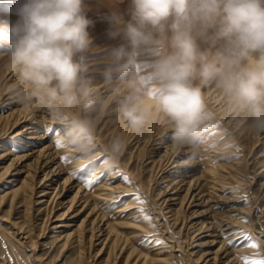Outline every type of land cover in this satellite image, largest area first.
Listing matches in <instances>:
<instances>
[{
  "label": "clouds",
  "instance_id": "1",
  "mask_svg": "<svg viewBox=\"0 0 264 264\" xmlns=\"http://www.w3.org/2000/svg\"><path fill=\"white\" fill-rule=\"evenodd\" d=\"M131 5V20L123 24L130 51L114 49L113 66L103 73L107 84L114 79L126 84L117 119L138 134L157 118L167 121L175 144L196 152L216 118L202 90L215 81L232 119L264 133V0H131ZM19 14L22 24L0 26V42L11 48L0 60L26 86L23 98H37L66 124L64 142L91 152L100 117L74 111L82 101L92 105L99 92L85 76V57L76 59L92 44L83 0H27ZM199 41L209 47L201 50ZM142 53L155 59L147 75H135ZM122 92L118 87L113 96ZM122 148L119 139L111 145L113 153Z\"/></svg>",
  "mask_w": 264,
  "mask_h": 264
},
{
  "label": "bare ground",
  "instance_id": "2",
  "mask_svg": "<svg viewBox=\"0 0 264 264\" xmlns=\"http://www.w3.org/2000/svg\"><path fill=\"white\" fill-rule=\"evenodd\" d=\"M2 79L0 96L5 99L6 105L13 108L0 114V139L17 142L20 148L15 151L7 146L0 153V174L7 178L6 190L0 195V207H19L22 220L11 232L0 227V234L20 245L31 242L33 228L28 227L27 222L37 212L42 213L40 227L54 229L51 237L57 248L75 250L79 259L73 264H83L87 247L96 240L101 246L96 255L106 254L105 261L112 257L121 264H172L171 258L157 254L161 251L150 254L135 246L151 228L136 220L137 212L128 208L130 206L116 207L129 190L124 180L117 182L118 170L104 177L112 166L111 163L98 165L104 150L90 157L81 156L84 151L64 142L65 131L47 140L49 129L64 130L66 124L59 117H54L37 98L25 101L23 94L26 86L18 77L15 78V72L10 68H4ZM10 80L13 82L9 84ZM100 95L99 88L95 102L84 107H89L91 112L96 110L99 103L96 99L101 98ZM101 111L103 116L112 115L104 109ZM228 118L231 122L232 117ZM145 132L138 136H143ZM96 136L94 134L93 138L99 141ZM57 139L63 141L60 148L56 146ZM215 141L214 138L203 140L196 152L188 149L186 154L201 157L189 162L176 160L181 154L178 151L170 156L174 144L161 141L156 142L158 145L153 148L158 156L156 161L166 162L160 171L167 173L165 177L170 183L159 193L164 210L157 214L167 215L170 222L180 223L179 233L192 230L185 238L189 242L188 248L168 240L175 251L181 252L186 264H243L238 256L242 247H238L248 246L251 239H255L257 252L264 254V231L257 230L255 226L254 208L249 204L238 207V197L228 194V189L233 186L223 178L231 174L226 166L216 163L218 148L214 147ZM93 145H100V142ZM204 156L208 158L203 160ZM63 157L70 159L65 162ZM203 161L207 164L201 168L202 172L199 175L193 173L192 167L200 169ZM81 170L90 172L97 181L92 188H86L77 176L72 175L81 174ZM197 237L205 239L200 244L210 245L211 248L196 253L193 247L200 245L194 242ZM236 242V247L232 246Z\"/></svg>",
  "mask_w": 264,
  "mask_h": 264
},
{
  "label": "rangeland",
  "instance_id": "3",
  "mask_svg": "<svg viewBox=\"0 0 264 264\" xmlns=\"http://www.w3.org/2000/svg\"><path fill=\"white\" fill-rule=\"evenodd\" d=\"M26 2L27 0H0V26L11 29L13 26L22 24L19 9ZM83 8L84 15L91 21L87 31L92 44L87 51L77 54L76 59L78 60L81 55L85 57V62L89 65V70L85 76L91 79L95 86L97 85L100 88L101 98L96 99L99 102L98 108L93 112L89 111V107H84L86 103L83 101L74 111L85 118L100 117L103 109L112 115L107 114L100 117V122L94 133L97 134L96 137L99 141L93 138L95 140L94 143L97 142L99 144L100 142V145L93 147L91 152L81 153L80 155L90 157L98 151L104 150L105 154L98 160V165L104 163L112 164L104 177L118 170L117 182H123L124 180L123 183L129 190L126 191L127 193L122 197L121 201L116 204V207L128 205L130 206L128 208L136 211L138 216L141 215L138 210L143 209V213L150 218L147 221L141 219L143 224L151 228V231L143 237L142 241L136 242L135 246L150 254L161 251L157 254L160 257L171 258L172 264H186L181 252L175 251L170 241H174L176 245H184L188 248L189 242L185 241V238L192 230L189 229L179 233L180 223L170 222L167 215L157 214L159 211L164 210L160 204L162 200L159 193L164 191L170 183L165 177L167 173L162 174L160 171L166 162L156 161L158 156L154 153L155 149L153 148L158 145L156 142L166 141V144H174L173 146H175L174 151L171 150L170 156L174 155L175 151L181 152L176 158L179 162L198 160L201 157L186 154L185 152L190 148L175 144L172 139L171 126L167 121L157 118L155 125L149 130L146 129V132L142 134L143 136H138L140 134L133 132L122 121L117 119L118 113L114 110L119 108L124 96L128 94L126 84L119 79H114L111 84H107L103 73L113 66L112 52L114 49L124 46L130 51L128 42L123 34V24L131 20V0H83ZM112 33L118 34L112 35ZM198 43L201 50H206L209 47L203 41ZM10 51L11 48L8 43L0 42V54H9ZM154 59V57L142 53L139 57L140 63L137 65L135 75H147ZM5 67V60H0V84H2ZM132 75L133 73H129L126 80L131 79ZM16 77L19 78L17 73H15ZM12 82L10 80L9 84ZM193 83L199 84L200 81L197 79ZM2 85H0V89H2ZM118 87L123 90L122 94L113 96L114 90ZM202 90L205 94L208 108L216 113V118L215 121L210 122L209 127L202 133L200 143L210 138L216 140L214 143V147L218 148V154L215 157L216 163L226 166L227 168H225L231 174L227 178H223L225 181L231 182L233 186L228 189V194H235L238 197L239 201H236V205L240 208L247 204L252 205L254 208L255 226L257 230L264 231V133L255 134L248 129L246 124L240 123L241 118L232 119L231 122L228 121V117L232 116L228 114L227 99L222 89L217 87L215 81L204 86ZM110 97L112 99L105 109L104 103ZM32 99L34 98L30 97L24 100L28 102ZM5 103V99L0 96V114H4L13 108V106L11 107ZM53 129L57 130L56 128H51L47 131V140H52L56 135L51 131ZM64 131H66V126ZM117 139L123 142V148L119 152L113 153L111 145ZM138 139H140V144L137 142ZM138 144L140 146L137 147ZM7 146H11L12 149L15 146V151L20 148L17 142L0 139V153ZM207 158V156H204L203 160ZM204 162L200 169L192 167L194 168L192 172H196L199 175L202 172L201 168L207 164V162ZM5 179L7 178L0 174V195L6 190L7 181ZM137 196L139 200L136 199ZM245 197L247 198L246 201ZM35 206L37 207V205ZM41 215L42 213L37 214L35 212V214H32L31 220L27 222L28 227L33 228L31 234L33 239L31 242L20 245L12 240L9 241L8 238L0 234V264H73L79 259L74 249L57 248L56 242L51 237L55 233L54 229L40 227L39 225ZM21 220L22 213L19 207L11 209L4 205L0 207V227L5 231H14V227ZM127 230L130 231L131 229ZM123 231L126 232L125 230ZM163 234L165 236H162ZM251 240V243L248 241V246L238 247H242L238 256L243 264H246V259L248 262L264 259V254L261 255L257 252L258 248L251 246L255 243V239ZM155 241H163V244L157 245ZM201 241H205V239L197 237L194 240L198 244ZM97 243L98 241L96 240L95 243L87 247L83 264H121V261L118 262L112 257L105 261L106 254L97 257L96 254L101 247ZM236 244L237 242L232 246L236 247ZM209 248H211L210 245L200 244L193 247V250L199 253ZM17 252L20 253V256H18Z\"/></svg>",
  "mask_w": 264,
  "mask_h": 264
},
{
  "label": "snow or ice",
  "instance_id": "4",
  "mask_svg": "<svg viewBox=\"0 0 264 264\" xmlns=\"http://www.w3.org/2000/svg\"><path fill=\"white\" fill-rule=\"evenodd\" d=\"M51 131H52L54 134H56V135H62L64 130H63V129H60V130H55V129H53V130H51ZM55 143H56V146H57L58 148H60V147L63 146V141L60 140V139H57V140L55 141ZM14 150H15V146H14ZM62 159H63L65 162H67L70 158H68V157H63ZM72 175L77 176V178L80 179L81 183H82L86 188H92V187L97 183V181L93 178V176L91 175V173H90V172H89V173H85L84 170H81V174H79V175H78L77 173H72ZM136 199L139 200V197L137 196ZM246 200H247V198L245 197V201H246ZM141 203H143V201H141ZM138 211L141 213V215L138 216V217L136 218L137 221H139V220H141V219L147 221V220L150 219L148 216H146V215L143 213V209H139ZM248 239H251V238L248 237ZM155 243H156L157 245H161V244H163V241H155ZM251 246H252V247H256L257 245H256L255 243H253ZM246 264H264V259H261V260H253V261H251V262H248L247 259H246Z\"/></svg>",
  "mask_w": 264,
  "mask_h": 264
}]
</instances>
